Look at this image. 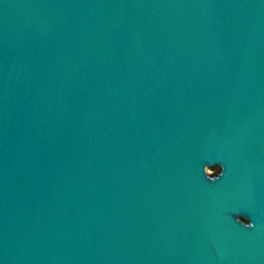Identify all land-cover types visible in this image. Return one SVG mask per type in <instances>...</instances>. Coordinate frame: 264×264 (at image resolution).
<instances>
[{
    "label": "water",
    "instance_id": "obj_1",
    "mask_svg": "<svg viewBox=\"0 0 264 264\" xmlns=\"http://www.w3.org/2000/svg\"><path fill=\"white\" fill-rule=\"evenodd\" d=\"M0 264H264V0H0Z\"/></svg>",
    "mask_w": 264,
    "mask_h": 264
},
{
    "label": "clouds",
    "instance_id": "obj_2",
    "mask_svg": "<svg viewBox=\"0 0 264 264\" xmlns=\"http://www.w3.org/2000/svg\"><path fill=\"white\" fill-rule=\"evenodd\" d=\"M247 226L251 227L252 225H251V223L249 222V224H248Z\"/></svg>",
    "mask_w": 264,
    "mask_h": 264
}]
</instances>
